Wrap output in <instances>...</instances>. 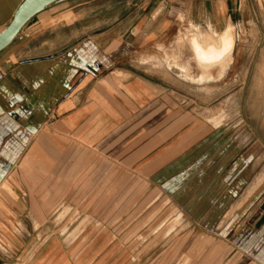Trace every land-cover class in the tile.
<instances>
[{"label": "crops", "instance_id": "obj_1", "mask_svg": "<svg viewBox=\"0 0 264 264\" xmlns=\"http://www.w3.org/2000/svg\"><path fill=\"white\" fill-rule=\"evenodd\" d=\"M23 1L0 0V31ZM229 1L68 0L39 13L0 53V264L16 250L18 230L9 224L26 222L30 193L38 186L46 191L48 169L23 161L50 140L95 144L120 137L117 143L127 145L122 159L139 163L140 173L193 222H210L244 176L237 145L216 129L173 139L176 125L155 120V100L175 93L176 64L187 63L186 56L176 61L179 27L204 30L185 43L190 63L202 71L213 75L221 61L202 65L192 37L199 45L210 37L219 50L230 27L233 54ZM145 112L152 113L147 122Z\"/></svg>", "mask_w": 264, "mask_h": 264}, {"label": "rangeland", "instance_id": "obj_2", "mask_svg": "<svg viewBox=\"0 0 264 264\" xmlns=\"http://www.w3.org/2000/svg\"><path fill=\"white\" fill-rule=\"evenodd\" d=\"M229 14L233 54V32L227 49L216 50L210 37L197 43L206 47L208 63L196 53L202 65L221 61L213 75L191 64L186 52V36L204 30L178 28L176 61L186 56L187 63L176 64L175 93L155 100V120L176 125L173 139L216 129L237 145L244 176L210 222H193L140 173L139 163L122 159L127 145L117 143L120 137L95 144L50 140L23 161L49 172L46 191L38 186L30 193L27 221L9 224L18 233L7 264H264V0H231ZM151 117L145 112L146 122Z\"/></svg>", "mask_w": 264, "mask_h": 264}, {"label": "water", "instance_id": "obj_3", "mask_svg": "<svg viewBox=\"0 0 264 264\" xmlns=\"http://www.w3.org/2000/svg\"><path fill=\"white\" fill-rule=\"evenodd\" d=\"M68 0H24L10 23L0 31V53L10 47L24 27L39 13Z\"/></svg>", "mask_w": 264, "mask_h": 264}, {"label": "bare ground", "instance_id": "obj_4", "mask_svg": "<svg viewBox=\"0 0 264 264\" xmlns=\"http://www.w3.org/2000/svg\"><path fill=\"white\" fill-rule=\"evenodd\" d=\"M63 4V3H62ZM58 6V5H57ZM56 7V6H55ZM45 11V10H44ZM43 12V11H42ZM231 34H232V29L230 28V27H227V29H226V33L223 35V37H222V44H223V46H224V48L225 49H227V48H229L230 47V38H231ZM209 38V37H208ZM211 39V38H210ZM192 40V44H194L195 45V50H196V53L198 54V56L201 58L202 57V63H205V62H209L208 60H206L205 59V57H206V53L204 52V50H203V48H206V47H204L203 46V48L201 47V46H199V45H197V41L196 40H194V39H191ZM216 44V43H215ZM231 49V48H230ZM231 52V51H230ZM229 52V53H230ZM230 55L228 54V56L227 57H229ZM205 59V60H204ZM224 59V58H223ZM222 59V60H223ZM227 59V58H226ZM225 60V59H224ZM223 60V61H224ZM212 68V67H211ZM260 182H258V186L260 185V183L262 182L261 180H259ZM256 185V186H257ZM254 186V185H253ZM257 188V187H256ZM255 188V189H256ZM250 189V188H249ZM252 190H254V189H252ZM251 191V190H250ZM252 192V191H251ZM250 193V192H249ZM248 193V194H249ZM247 199V198H246ZM243 204V203H242Z\"/></svg>", "mask_w": 264, "mask_h": 264}]
</instances>
